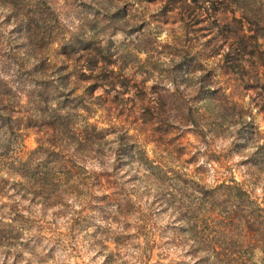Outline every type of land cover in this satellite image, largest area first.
Instances as JSON below:
<instances>
[{
    "label": "rangeland",
    "instance_id": "rangeland-1",
    "mask_svg": "<svg viewBox=\"0 0 264 264\" xmlns=\"http://www.w3.org/2000/svg\"><path fill=\"white\" fill-rule=\"evenodd\" d=\"M240 27L193 0H0V219L21 172L68 184L0 264H191L205 212L238 204L206 189L246 181L264 207V46Z\"/></svg>",
    "mask_w": 264,
    "mask_h": 264
},
{
    "label": "trees",
    "instance_id": "trees-1",
    "mask_svg": "<svg viewBox=\"0 0 264 264\" xmlns=\"http://www.w3.org/2000/svg\"><path fill=\"white\" fill-rule=\"evenodd\" d=\"M193 1L199 5L201 10L208 13L215 3L219 4L222 6L223 14L231 13L233 20L240 23V28L243 31L250 30L259 33L258 35L253 34L252 37L263 39L264 46V34L260 33V30H264V0ZM238 11L240 16L236 18L235 14ZM242 49L245 50V46ZM216 54H218V50L212 49L208 55ZM225 56L228 58L229 67L236 72V69L241 66L242 59L239 56L237 58L231 55V53H227ZM37 91H39L38 97L42 98L45 92L37 90V88L31 90V93ZM217 91L218 94H211L210 97L226 101L232 98V93H226V90L221 93L220 89ZM57 119L66 120L67 117L60 113L57 115ZM138 153H140L141 158L137 162H146L152 168L154 167L153 162L147 158L143 149L140 148ZM256 164L264 165V153L259 155ZM142 166L144 167V165ZM29 172L30 169L21 172L23 180L12 182L10 186L12 193L17 197L13 199V212L9 214L13 216L10 218L11 222L5 223L0 219V247L12 248L17 239L25 233L24 231L27 229V220L23 212L25 209L32 211L34 207L40 205L42 209L47 210L51 206L61 203L64 196L62 185L63 187L68 186V184L56 182L45 183L42 179L31 181ZM250 187L252 186H249L246 181L240 182L231 179L229 183L221 184L218 191L206 189L207 205H211V201L214 203L217 194L221 195L224 202L235 200L238 204L236 209L232 210L231 213L227 212L226 215L211 212L212 209L205 212L204 226H196L190 232L188 253L193 258L191 264H264V207L257 200L252 199ZM46 192L60 193L59 200L45 197ZM26 202L30 203L28 208L24 206ZM232 204L235 203L232 201ZM28 238L34 240L35 236L31 235ZM11 248L7 251L6 257L4 256V260L12 256Z\"/></svg>",
    "mask_w": 264,
    "mask_h": 264
}]
</instances>
